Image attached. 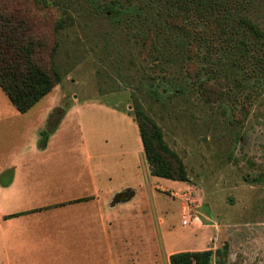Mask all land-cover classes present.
<instances>
[{
    "label": "rangeland",
    "instance_id": "374dc122",
    "mask_svg": "<svg viewBox=\"0 0 264 264\" xmlns=\"http://www.w3.org/2000/svg\"><path fill=\"white\" fill-rule=\"evenodd\" d=\"M0 1L26 16L41 62L61 75L20 121L58 100L52 111L75 106L86 136L133 146L138 116L164 164L187 176L158 180L156 199L138 191L156 230L162 219L164 260L196 248L213 249L214 264H264V0Z\"/></svg>",
    "mask_w": 264,
    "mask_h": 264
},
{
    "label": "crops",
    "instance_id": "0c3cea01",
    "mask_svg": "<svg viewBox=\"0 0 264 264\" xmlns=\"http://www.w3.org/2000/svg\"><path fill=\"white\" fill-rule=\"evenodd\" d=\"M6 97L10 103L0 93V264H170L172 253L198 250L169 248L163 258L162 219L156 230L151 203L137 201L138 191L156 199L163 177L151 172L137 124L133 146L128 137H88L73 106L41 148L58 100L28 123L20 114L29 111ZM125 190L133 196L116 200Z\"/></svg>",
    "mask_w": 264,
    "mask_h": 264
},
{
    "label": "trees",
    "instance_id": "16d2710c",
    "mask_svg": "<svg viewBox=\"0 0 264 264\" xmlns=\"http://www.w3.org/2000/svg\"><path fill=\"white\" fill-rule=\"evenodd\" d=\"M119 6H112V12L125 14L134 10V7L118 11ZM8 3L0 1V87L8 96L11 103L22 113L33 108L42 98L47 96L61 81V75L55 68H48L39 58L36 39L32 34V25L20 13L9 11ZM118 11V12H117ZM254 32L261 33L258 25L251 20H245ZM62 26L59 19L56 28ZM66 111L61 107L52 111L47 119L44 130L40 132L41 148L61 122ZM140 134L144 142L147 160L154 175L187 180L186 172L171 171L162 159L161 152L157 149L158 143L153 147L151 139L146 137L141 119L137 116ZM133 196V190L118 193L116 200H128ZM213 249L178 251L170 255V264H214Z\"/></svg>",
    "mask_w": 264,
    "mask_h": 264
},
{
    "label": "built area",
    "instance_id": "2783aa9c",
    "mask_svg": "<svg viewBox=\"0 0 264 264\" xmlns=\"http://www.w3.org/2000/svg\"><path fill=\"white\" fill-rule=\"evenodd\" d=\"M184 223H187V221H184Z\"/></svg>",
    "mask_w": 264,
    "mask_h": 264
}]
</instances>
